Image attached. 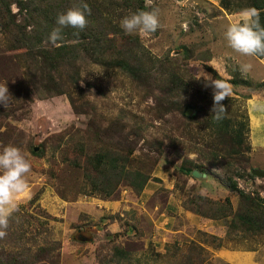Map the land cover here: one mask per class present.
I'll list each match as a JSON object with an SVG mask.
<instances>
[{
    "label": "rangeland",
    "instance_id": "1",
    "mask_svg": "<svg viewBox=\"0 0 264 264\" xmlns=\"http://www.w3.org/2000/svg\"><path fill=\"white\" fill-rule=\"evenodd\" d=\"M67 1L79 3L0 0V84L12 96L6 108L0 104V150L17 146L32 165L29 192L0 238V264H58L61 243L87 235L110 259L127 258L117 234L69 230L67 205L91 196L84 167L100 179L93 154L103 149L128 155L131 170L184 167L175 186L200 227L181 231L174 221L165 252H150L148 243L145 264H264V57L239 55L224 36L253 0H84L95 6L85 29L64 28V42L21 45V26L30 35L52 31ZM49 6L47 18L41 8ZM153 7L156 32L120 27L125 16ZM203 72L232 86L220 119L213 89L198 79ZM129 234L123 241L139 249L138 235Z\"/></svg>",
    "mask_w": 264,
    "mask_h": 264
},
{
    "label": "crops",
    "instance_id": "2",
    "mask_svg": "<svg viewBox=\"0 0 264 264\" xmlns=\"http://www.w3.org/2000/svg\"><path fill=\"white\" fill-rule=\"evenodd\" d=\"M179 163L157 164L150 172L145 187L138 193L131 187L125 186L117 189L110 197L79 196L69 202L73 205H67V209L71 210V214H67L70 219L69 225L71 224L69 230L78 233L86 230L93 234L103 232L113 237L117 234V240L121 241L123 253L127 258L110 259V251L97 248L99 242H94L95 238L91 239L87 235L83 236L86 240L80 243H61L58 250V264H145L143 261H145L144 256L148 255L145 251L148 243L153 245L150 252H165L164 242L169 233H174L172 229L174 221L182 223L181 231L200 227L198 216L182 206V195L175 186L177 178L185 176L179 170L181 166ZM210 187L214 189L212 185ZM51 203L56 204L54 199ZM176 215H180L181 219ZM223 227L217 228L224 230ZM124 232L128 235L129 233L138 235L136 240L139 242L136 244L139 243V249H131L133 243H129V240L123 241L126 240ZM185 233L188 234L187 231ZM214 251L221 253L227 260L228 257L235 256L232 251L225 248H215ZM245 254L246 252H243L238 256L243 257Z\"/></svg>",
    "mask_w": 264,
    "mask_h": 264
},
{
    "label": "clouds",
    "instance_id": "3",
    "mask_svg": "<svg viewBox=\"0 0 264 264\" xmlns=\"http://www.w3.org/2000/svg\"><path fill=\"white\" fill-rule=\"evenodd\" d=\"M151 0H149V4ZM91 9L84 0L79 6L71 7L59 13L56 27L49 34V41L56 44L63 40V29L71 27L83 30L88 25V16ZM238 19L230 23L224 36L228 46L244 57H264V25L260 22V10L255 7L242 9ZM120 27L128 34L154 33L160 27L159 11L152 8L150 11H139L125 16L120 21ZM252 68L250 63L243 65L242 71ZM205 87L213 89V115L220 119L226 112L222 101L232 96V86L225 80L213 79L203 72ZM12 98L7 84H0V104L5 108ZM32 171V165L22 150L14 145H8L0 150V238L6 235L10 219L18 211V198L29 192L26 177Z\"/></svg>",
    "mask_w": 264,
    "mask_h": 264
},
{
    "label": "trees",
    "instance_id": "4",
    "mask_svg": "<svg viewBox=\"0 0 264 264\" xmlns=\"http://www.w3.org/2000/svg\"><path fill=\"white\" fill-rule=\"evenodd\" d=\"M81 3V0H79L78 4L71 3L70 1H67V9L75 6H79ZM92 10L95 8V6L91 5L89 6ZM260 10V22L261 25H264V0H253V6ZM55 10V8L52 7H45L41 8V12L44 14L46 11V14L52 12ZM63 12L66 11V9L62 10ZM94 13V12H93ZM54 16V14H53ZM48 18V17H47ZM94 18H99L94 17ZM49 22H52L54 25L53 18L48 20ZM27 25L21 26V28L25 31L27 29ZM55 26V25H54ZM56 27V26H55ZM71 27L67 28V34L71 33ZM65 29H63L64 32ZM24 39H21V45L25 46V44H34L41 42L43 39H47L49 37V34L51 30H49V27L45 26L43 28L42 32H33L31 35L27 34L28 32H24ZM79 30H76V33H78ZM30 38V40H29ZM64 42V41H62ZM27 46V45H26ZM67 44L63 43L57 47V49H66ZM47 58L51 59L50 56H47ZM94 160L96 161L94 163V170H99L97 172L100 179H92L94 176L93 174H90V171L88 170V167L85 165L84 167V177L85 180H87V187L89 188L88 195H103V197H110L117 189V187L122 183L125 182L128 184L135 192H140L146 185L149 177L150 172L146 173L140 169H134L131 170L128 168L127 164L129 161L128 155H121L119 153L115 154L111 152L110 150H100L93 154ZM180 171L185 172L184 167L180 166ZM89 178V180H88Z\"/></svg>",
    "mask_w": 264,
    "mask_h": 264
},
{
    "label": "water",
    "instance_id": "5",
    "mask_svg": "<svg viewBox=\"0 0 264 264\" xmlns=\"http://www.w3.org/2000/svg\"><path fill=\"white\" fill-rule=\"evenodd\" d=\"M193 175H197V172L194 171V172H193ZM82 240H86V238H85V237H82Z\"/></svg>",
    "mask_w": 264,
    "mask_h": 264
}]
</instances>
